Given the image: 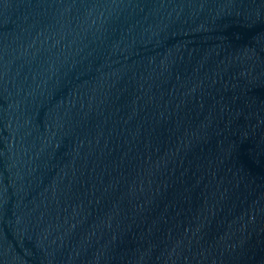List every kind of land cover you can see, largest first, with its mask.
<instances>
[{"label":"water","instance_id":"1","mask_svg":"<svg viewBox=\"0 0 264 264\" xmlns=\"http://www.w3.org/2000/svg\"><path fill=\"white\" fill-rule=\"evenodd\" d=\"M0 264H264V0H0Z\"/></svg>","mask_w":264,"mask_h":264}]
</instances>
